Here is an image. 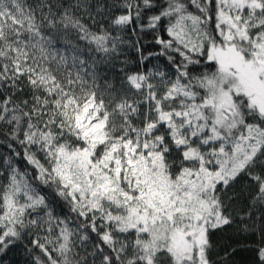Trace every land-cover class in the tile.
Here are the masks:
<instances>
[{
	"label": "trees",
	"instance_id": "trees-1",
	"mask_svg": "<svg viewBox=\"0 0 264 264\" xmlns=\"http://www.w3.org/2000/svg\"><path fill=\"white\" fill-rule=\"evenodd\" d=\"M0 2L10 11L0 32V264H176L170 232L195 221L205 225L202 264H264V115L234 95L239 124L227 135L203 105L218 73L210 55L223 45L219 14L248 59L264 36V0L235 14L220 0ZM90 128L86 171L108 160L132 199L123 212L97 193L70 194L49 170ZM131 149L154 155L168 182L195 177L189 219L141 221L122 179ZM131 216L137 230L122 238Z\"/></svg>",
	"mask_w": 264,
	"mask_h": 264
},
{
	"label": "rangeland",
	"instance_id": "rangeland-1",
	"mask_svg": "<svg viewBox=\"0 0 264 264\" xmlns=\"http://www.w3.org/2000/svg\"><path fill=\"white\" fill-rule=\"evenodd\" d=\"M220 1L226 4L227 9L233 14L244 7L255 6L258 2V0ZM9 20L10 11L4 3L0 2L1 33ZM218 22L222 38H224L223 45L214 46L210 55V58L218 64V73L206 83L207 96L203 105L212 109L211 129L224 131V134L228 135L229 130L231 131L239 124L237 107L233 101L234 95L247 96L249 104L264 115V94L260 89L259 91L255 89V87L258 88L257 83L261 80L264 82V36L261 37L262 41L256 50L247 59L242 56L235 45L236 42L232 40L234 37L232 35L234 31L231 29L233 21L228 12L222 11L218 16ZM199 113V109H193L192 115L196 116ZM179 122L181 126L186 127L185 119ZM195 126L196 123L193 122L188 130L191 133L183 134V137L179 138L180 143H185L187 139H190L189 137L194 135L192 133L196 132ZM179 127L180 124H178ZM93 131H95L93 128L88 130L86 141L75 151H57L52 160V168L49 170L70 194H79L84 197L87 195L86 192H89L90 196L88 194L87 199L91 200L93 194L97 193L94 200L102 204L111 203L117 211L123 212L132 199L129 193L123 192L118 186L117 174L110 167L108 160L103 158L99 169L97 168L94 173L89 174L86 171L97 140V132ZM177 133L180 134L182 131L178 129ZM128 156L127 167L123 170L122 179L137 193L132 208L143 218L139 217L141 221L146 223V219H154L162 214H167L169 217L175 215L181 220L189 219V212L200 203L195 177H185L188 182L183 180L180 183H171L167 180L163 166L149 151L146 154L142 149H131V153L128 151ZM94 174H97L96 178ZM217 175H215L216 178ZM97 209H99L98 206ZM132 217L134 216L126 219L122 225L124 227L120 229L119 235L122 238H124L126 226L133 225V229L137 230L131 222ZM191 225L189 229L175 228L170 232L169 245L175 256L176 264H187L196 258L199 259L198 264H202L205 225L197 221Z\"/></svg>",
	"mask_w": 264,
	"mask_h": 264
}]
</instances>
